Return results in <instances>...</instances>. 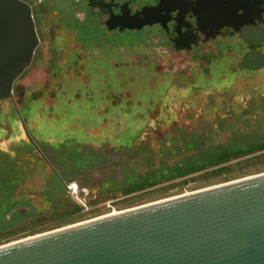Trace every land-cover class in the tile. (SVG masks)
<instances>
[{"label": "rangeland", "instance_id": "374dc122", "mask_svg": "<svg viewBox=\"0 0 264 264\" xmlns=\"http://www.w3.org/2000/svg\"><path fill=\"white\" fill-rule=\"evenodd\" d=\"M245 38L247 43L259 39L248 34ZM137 39L139 37L135 35L123 34L118 35L115 41L118 46H124ZM256 42L261 45L255 46V51H250L253 47L247 46L249 51L223 54L207 70L194 76L135 65L131 61L137 62L139 57L130 50L119 49L115 61L117 67H112L104 57L86 58V79L80 77L84 81L82 84L77 80L75 83L70 73L65 76L68 71L63 68L55 71L54 77L42 64L25 70L14 82L12 95L0 101V155L4 162H13L8 176L0 178V187L26 190L29 202L18 207L17 217L1 232L14 231V235L0 241V246L46 234L56 228L102 218L113 212L123 213L264 174V136L251 137L260 131L251 123L247 128L245 124H237L219 133L213 132L204 140V150H209L216 144L234 140L233 133L241 131L250 135L248 141L241 135L238 137L235 142L237 152L218 150L217 154L209 152L210 157L200 156L197 160L202 166L223 162L217 166L168 181L157 177L159 179L154 180L156 184L128 195L102 194L95 181L90 182L89 188H77L75 195L64 193V199L79 208L68 225L49 218L47 205L37 194L43 179H60V176L72 173L73 163L77 166L84 164L81 155L85 149L128 147L132 142L144 139L153 149L154 141L179 127L184 128V134H192L201 131L204 125L217 117L238 114L247 103L264 99V41L259 39ZM43 43L44 47L45 40ZM76 72L73 70V75ZM255 114L260 116V113ZM255 116H249L250 120L253 121ZM257 150L263 151L252 154ZM190 153L184 151L175 157ZM241 156L244 157L239 158ZM233 158L238 159L231 160ZM116 159L109 157L111 163ZM40 192L48 194L43 189ZM5 204V200L0 199V209ZM31 207L35 210L33 215ZM40 215L44 219L36 222L35 218Z\"/></svg>", "mask_w": 264, "mask_h": 264}, {"label": "water", "instance_id": "95a60500", "mask_svg": "<svg viewBox=\"0 0 264 264\" xmlns=\"http://www.w3.org/2000/svg\"><path fill=\"white\" fill-rule=\"evenodd\" d=\"M35 44L28 7L0 0V100ZM0 264H264V175L1 245Z\"/></svg>", "mask_w": 264, "mask_h": 264}, {"label": "flooded vegetation", "instance_id": "af4514ba", "mask_svg": "<svg viewBox=\"0 0 264 264\" xmlns=\"http://www.w3.org/2000/svg\"><path fill=\"white\" fill-rule=\"evenodd\" d=\"M17 1L28 7L36 38L25 70L42 64L54 77L63 68L79 84L86 58L104 57L117 67V49L139 57L135 65L194 76L223 54L252 51L264 41V0ZM123 34L139 39L118 46ZM246 34L259 39L247 43Z\"/></svg>", "mask_w": 264, "mask_h": 264}, {"label": "trees", "instance_id": "16d2710c", "mask_svg": "<svg viewBox=\"0 0 264 264\" xmlns=\"http://www.w3.org/2000/svg\"><path fill=\"white\" fill-rule=\"evenodd\" d=\"M255 113H260L259 117H256ZM255 116L253 121L250 117ZM250 116V117H249ZM251 124L260 130L257 134L251 137L262 138L264 136V99H259L256 102H249L240 113H230L223 118H215L212 123L204 125L203 129L198 132H191L192 134H184V128L179 127L173 132L161 136L155 142V146H149L150 142L146 139L141 142L131 143L128 147H102L99 149H83L81 158L85 161L84 164L72 165V173L68 175L60 176L61 178H55L50 181V178L43 179L41 188L39 190V198L47 205V213L49 218H55L64 225L70 224V220L77 214L79 208L73 203L64 199V193H66V185L74 184L78 190L89 188L90 182L95 181L97 183V189L100 193H119L121 195H128L135 193L140 189L151 187L152 184H156L154 180L157 177L164 178L162 180H171L186 175H192L197 172L206 170L208 168L217 166V164H203L198 163L200 156L210 157L209 152L217 154L218 150L229 152H237L238 137L240 135L245 141H248L246 133L241 131L238 134L233 133L234 140L223 144L214 145L209 150H204V140L209 138L213 132L219 133L220 131L234 127L237 124L239 126L246 125V128ZM257 130V131H258ZM244 132V131H243ZM243 134V135H242ZM179 141V145L176 143ZM175 142V143H174ZM184 151L191 152L189 155L179 156ZM263 150H257L256 152H262ZM4 155V154H3ZM251 155V154H248ZM245 155V156H248ZM8 157V156H6ZM109 157H117L114 162H110ZM241 156L239 158H242ZM171 158V159H169ZM157 161L155 162V160ZM238 158H233L235 160ZM171 160L170 163H166ZM5 159L0 155V178L8 176L11 171L10 164H13L12 160L8 163L4 162ZM230 161V160H229ZM69 166V165H68ZM159 179V178H158ZM157 179V180H158ZM9 180V179H6ZM150 182H152L150 184ZM161 182V181H159ZM10 184V182H8ZM15 189V191H14ZM0 187V199L5 200L3 209H0V241H5L10 236L14 235L10 231L2 234L1 232L9 227L12 219L18 215V207L28 204L29 199L26 197V190L20 189L16 191V188ZM47 191L48 194L40 192L41 190ZM30 195H33L30 193ZM30 207V205H28ZM31 214L35 213V210L31 207ZM44 216H38L35 221H42ZM61 224V223H60Z\"/></svg>", "mask_w": 264, "mask_h": 264}, {"label": "bare ground", "instance_id": "6f19581e", "mask_svg": "<svg viewBox=\"0 0 264 264\" xmlns=\"http://www.w3.org/2000/svg\"><path fill=\"white\" fill-rule=\"evenodd\" d=\"M262 175H264V174L256 175V176H252V177H248V178H244V179H241V180L229 182V183H226V184H223V185H218V186L210 187V188L203 189V190L196 191V192H192V193H187V194H184V195H181V196H176V197H173V198H168V199H165V200H162V201H157V202H154V203H150V204H147V205H143V206H140V207H136V208L130 209L129 211L134 210V209H138V208H142V207H146V206H150V205H154V204H158V203H162V202L169 201V200L176 199V198H180V197H183V196H187V195H191V194L203 192V191H206V190L214 189V188H217V187H221V186H224V185H228V184H231V183H236V182H239V181L251 179L253 177H258V176H262ZM126 212H128V211H126ZM123 213H125V212H123ZM120 214H122V213L113 212V213H110L109 215H106V216H104L102 218H98V219H94V220H90L89 219V221L86 220V221H83V222H79L80 224H77V225H74V226H70V227H66V228H60V229L52 230V231H49L46 234H42V235H39V236L36 235V237H40V236L47 235V234H50V233L58 232V231L65 230V229H69V228L76 227V226H80V225H83V224L91 223V222H94V221H98V220H102V219L114 217V216H117V215H120ZM31 237L32 238H30V239L36 238L34 236H31ZM30 239H27V240H30ZM24 241H26V240H24ZM21 242H23V241H21ZM17 243H20V242H17ZM14 244H16V243H14ZM9 245H13V243L12 242L11 243H8L6 245H3V247L9 246Z\"/></svg>", "mask_w": 264, "mask_h": 264}, {"label": "built area", "instance_id": "2783aa9c", "mask_svg": "<svg viewBox=\"0 0 264 264\" xmlns=\"http://www.w3.org/2000/svg\"><path fill=\"white\" fill-rule=\"evenodd\" d=\"M65 189H66V192L71 195H75L77 191V187L74 184L66 185Z\"/></svg>", "mask_w": 264, "mask_h": 264}]
</instances>
